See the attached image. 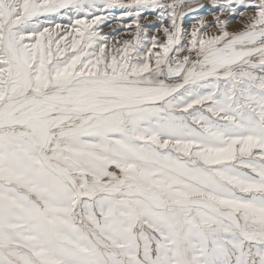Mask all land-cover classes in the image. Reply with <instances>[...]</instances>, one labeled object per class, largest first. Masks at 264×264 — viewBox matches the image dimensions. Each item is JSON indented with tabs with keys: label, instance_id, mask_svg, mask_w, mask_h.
<instances>
[{
	"label": "snow or ice",
	"instance_id": "obj_1",
	"mask_svg": "<svg viewBox=\"0 0 264 264\" xmlns=\"http://www.w3.org/2000/svg\"><path fill=\"white\" fill-rule=\"evenodd\" d=\"M0 264H264V0H0Z\"/></svg>",
	"mask_w": 264,
	"mask_h": 264
},
{
	"label": "rangeland",
	"instance_id": "obj_2",
	"mask_svg": "<svg viewBox=\"0 0 264 264\" xmlns=\"http://www.w3.org/2000/svg\"><path fill=\"white\" fill-rule=\"evenodd\" d=\"M205 3H207V0H205ZM198 15L204 16L206 22H211L213 20V15L210 12L206 11V12H202L200 14H195L194 16H198ZM149 22H151L153 24H157V25L159 24V21H157L155 16H153V15H148L147 19H142L141 20L142 24H148ZM192 22H193L192 19H186L183 26L185 28H190ZM244 23H246V21H244L242 17L238 18V19H233L231 24H230L229 30L230 31L238 30V29H240L243 26ZM165 26H167V25H165ZM117 27H120V25L112 24V28H117ZM112 28L105 27L103 29V31L104 32H111ZM209 31L210 32L214 31V29H209ZM152 33H154V29H150V34H152ZM117 35H118V38H120V39H123V38L127 37L126 33H119ZM161 38H163V37L161 36Z\"/></svg>",
	"mask_w": 264,
	"mask_h": 264
},
{
	"label": "water",
	"instance_id": "obj_3",
	"mask_svg": "<svg viewBox=\"0 0 264 264\" xmlns=\"http://www.w3.org/2000/svg\"><path fill=\"white\" fill-rule=\"evenodd\" d=\"M202 13V12H201ZM200 14V13H199ZM193 15H195V14H193Z\"/></svg>",
	"mask_w": 264,
	"mask_h": 264
}]
</instances>
